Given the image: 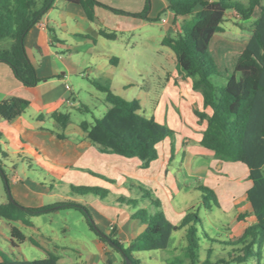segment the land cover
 I'll list each match as a JSON object with an SVG mask.
<instances>
[{
	"label": "trees",
	"instance_id": "16d2710c",
	"mask_svg": "<svg viewBox=\"0 0 264 264\" xmlns=\"http://www.w3.org/2000/svg\"><path fill=\"white\" fill-rule=\"evenodd\" d=\"M55 0H0V41L8 40L9 47L0 48V62L5 63L14 77L26 87L36 85L40 78L27 56L24 37L27 31L52 7ZM78 4L89 20L94 18V8L103 7L116 14L146 18L149 0L141 12L131 13L113 8L98 0H62ZM166 10L172 13L173 21L179 17L175 33H166L161 44L174 54L177 69L193 80L192 88L203 96L204 106L211 108V114L194 110L198 120H205L200 145L213 152L219 161L241 163L247 168L250 187L246 200L250 205L255 222L238 235L229 237L225 258H218L213 264H241L252 259L255 264H264V0H166ZM234 12L241 20L250 19L255 12L250 35L238 55L233 72L221 76L209 56L208 47L216 33L222 32L221 23L226 12ZM107 39H114L115 33L99 32ZM222 78L223 81L219 78ZM97 90L104 94L108 108L92 121L82 120L80 129L85 137L96 145L99 152L112 153L125 158H137L142 168L148 167L158 157L157 145L164 139L171 141L173 153L174 131L153 116H145L138 99H125L114 92L109 84L91 80ZM29 100L10 97L0 101V118L11 122L25 111ZM52 118L65 127L69 122L66 113L54 112ZM103 178V177H102ZM137 196L121 195L116 199L132 210L130 217L139 220L144 227L123 246L116 237V229L108 234L99 230L87 207L75 200L64 199L38 207H24L14 199L0 204V217L9 221L27 222L26 215H37L47 210L62 208L78 209L85 216L90 228L98 238L107 242L123 258L122 264H137L134 253L151 250H165L170 235L184 227V256L189 264L199 262V236L208 238L201 226V219L195 209H190L179 224H172L163 214L161 203L152 190L142 184H128ZM76 196L92 195L104 199L109 189L98 185L69 186ZM200 204L210 209L209 201L217 205L213 190L200 187ZM145 202V206L140 203ZM26 236L16 227L10 228V243L13 247L23 243ZM206 259L201 264H210L211 249L206 250ZM0 264H59L58 257L48 253L42 259H11L0 250ZM263 260V261H261ZM175 260L174 264H177Z\"/></svg>",
	"mask_w": 264,
	"mask_h": 264
},
{
	"label": "crops",
	"instance_id": "0c3cea01",
	"mask_svg": "<svg viewBox=\"0 0 264 264\" xmlns=\"http://www.w3.org/2000/svg\"><path fill=\"white\" fill-rule=\"evenodd\" d=\"M98 1L131 13L141 12L146 3V0ZM166 8V0H149L146 18H141L116 14L96 6L94 18L89 20L80 5L55 0L52 7L41 17L39 22L27 31L24 37L27 56L40 81L32 87H26L14 77L11 69L5 63L0 62V101L13 96L29 100V105L22 115L11 122L18 119V128L23 127L25 125L22 122L23 115L35 105L37 113L32 118V132L38 138L44 136L42 137L44 140L48 136L53 142V155L46 153L43 147H38L40 152H44V155L41 156L43 160L51 161L55 166H61L58 162L68 160L79 164L81 168L94 170L101 177L90 175L92 178L86 179L85 182L89 185H98L109 189V194L104 199L92 195L74 196L68 194L63 200L71 199L84 204L90 211L95 226L102 232L108 230L109 226L113 224L116 229V237L123 246H127L144 227V224L139 220L130 217L131 209L116 202V199L121 195L137 196L136 190L128 186L130 182L142 184L152 190L160 200L164 216L172 224L177 225L186 212L194 208L187 205L177 207L172 203L174 196L180 193L179 182L175 174L169 170L174 157L181 152L182 164L185 169L195 170L194 172L203 171L206 178L215 181H218L225 173L223 172L225 167L231 166L226 161L214 158L213 152L205 149L199 143L206 121L198 120L194 110L207 115H210L212 111L209 106H204L201 93L193 90L192 78L184 76L177 69L173 52L161 44L166 33L173 35L183 19L179 17L174 22L172 13ZM162 18H165V22L161 21ZM158 27L159 30H157ZM101 30L115 33L116 36L114 39L104 38L99 34ZM152 36L158 40L161 46L157 50L158 63L156 62L154 66L158 72L155 75L157 83L155 86L148 84L147 90H140L141 87L138 85L140 94L145 98L144 101H138L144 115V104L151 102L152 113L148 116H153L156 121L165 123L174 131L172 142L174 149L171 153V141L169 138L164 139L157 145L158 157L151 161L148 167L142 168L141 161L135 157L125 158L112 153L99 152L96 145L90 142L80 129L81 121L72 123L70 112L61 111V107L64 105L75 107L78 102L81 83L76 86L78 88L76 90L71 83L74 78H86L90 81L89 83L91 80L103 81L111 88L114 78L118 77L116 71L119 65L123 67L122 65L126 64L132 72H138L134 65V56L138 51L139 54L145 55L146 48L142 44L143 42L135 39L145 40ZM105 39L109 41V44L104 42ZM246 41L247 39H244L238 46L228 42L227 46L232 50L238 47L237 54L239 55ZM102 45H111L113 48L111 46L100 48L99 46ZM137 48H142V51ZM147 52L150 54V50ZM122 69L124 72H128L127 68ZM127 74L131 73L121 74L122 83L119 84L124 92L127 87L133 85V83H129L132 80ZM152 86L156 88L151 91ZM117 93L123 96V93ZM54 112L69 115V122L64 128L52 118ZM47 121L50 128L46 127ZM38 138L36 140L40 141ZM242 169V176L247 177V168L244 166ZM11 181L13 185H17L19 180L16 181L12 178ZM247 189L246 185L242 196L233 197V204L237 212L226 227L228 238L240 235L248 225L255 222L250 205L246 200ZM12 198L19 204L17 199ZM140 205L145 206V202ZM31 206L25 205V207ZM218 208L220 209V207ZM246 212L247 215H245ZM184 233V227L174 231L170 235L169 242L174 234L184 237ZM7 240L10 243L9 237ZM95 242L101 251L102 241L97 238ZM99 258L104 262L102 253ZM58 259L60 262L61 259ZM84 264H93V261H86Z\"/></svg>",
	"mask_w": 264,
	"mask_h": 264
},
{
	"label": "rangeland",
	"instance_id": "374dc122",
	"mask_svg": "<svg viewBox=\"0 0 264 264\" xmlns=\"http://www.w3.org/2000/svg\"><path fill=\"white\" fill-rule=\"evenodd\" d=\"M239 1L246 3L247 0ZM256 16L257 12L250 19L241 20L234 12H226L225 19L221 23L223 31L213 36L208 47L209 56L221 76L226 75L227 71L233 72L238 57L239 48L236 47L232 50L227 46V43L230 42L238 46L244 39H247ZM135 40L143 42L142 44L146 48L145 55L139 54L138 51L134 56V65L138 72H132L126 64L122 65L123 67L119 65L116 71L118 77L114 78L111 88L114 92L123 93L125 99L136 98L144 101L145 98L140 94L138 85L141 87L140 90H147L148 84L155 86L157 83L155 75L158 72L154 66L158 59L157 50L161 46L153 36L145 38V40ZM104 42L109 44L106 39ZM9 44L8 40H2L0 48H7ZM108 46L111 45L99 47L107 48ZM137 49L142 51V48ZM147 50H150V54ZM122 68H127L128 72H124ZM126 73H131L127 76L132 80L129 83H133V85L130 84L132 86L127 87L124 92L119 84L122 83L121 74ZM219 79L223 81L221 77ZM89 82L86 78L81 77L71 80L75 88L81 83L78 102L75 107L62 106L61 111L70 112L72 123L82 120L91 122L93 117H100L108 108L104 94ZM155 88L152 86L150 90ZM143 107H145V116L152 113L151 102H147ZM36 110V106L33 105L26 111L22 117V122L25 125L21 128H18V119L11 123L0 119V204L7 202L10 195L24 207L25 205L38 207L37 205L52 204L63 200L68 194L74 195L69 188L71 184L89 185L85 182L86 179L90 180L91 176L101 177L94 170L81 168L73 161H61L58 162L61 166H55L51 161L43 160L41 156L44 155V152H40L38 147H43L46 153L53 155L54 146L48 136L44 140L42 138L44 136L38 138L32 132V118L36 115ZM46 127L50 128L48 121ZM37 138L41 142L36 140ZM226 162L231 166L224 168L223 172L225 173L218 181L206 178L203 171L194 172L195 170L185 169L182 164L181 152L174 157L169 167V170L175 174L180 189V193L174 196L172 203L177 207L184 205L193 207L198 212L202 230L208 237L199 236L200 264L207 257V249H211L210 264H213L218 258L226 257L229 249L225 244L228 241L226 227L237 212L233 204V197L242 196L246 185L248 188L250 187L247 177L242 176L244 165ZM12 178L16 181L19 180L17 185H13ZM200 187H208L213 190L218 206L209 201L210 209H205L200 204ZM247 214L246 212L245 215ZM25 217L27 222L9 221L0 217V248L11 259H42L46 257V253H53L61 259L59 264H84L86 261H93V264H104V262L105 264H122L123 262L121 254L107 242L102 241V250L100 251V247L95 242L98 238L97 235L78 209L47 210ZM12 226H16L26 236V240L18 244V247L11 246L7 240V237L10 238ZM112 228H114L113 224L103 233L108 234ZM184 244V237L174 234L167 249L142 251L134 253L133 257L137 264H174L175 260H177V264H189L188 259L184 256ZM90 253L91 255H89ZM101 253L104 262L99 258ZM127 263L128 261H126ZM241 264H255V262L249 259Z\"/></svg>",
	"mask_w": 264,
	"mask_h": 264
},
{
	"label": "water",
	"instance_id": "95a60500",
	"mask_svg": "<svg viewBox=\"0 0 264 264\" xmlns=\"http://www.w3.org/2000/svg\"><path fill=\"white\" fill-rule=\"evenodd\" d=\"M9 198H10V200H13V198H12V196L10 195L9 196ZM126 261H128V260H126ZM127 264H129V261H128V263Z\"/></svg>",
	"mask_w": 264,
	"mask_h": 264
},
{
	"label": "built area",
	"instance_id": "2783aa9c",
	"mask_svg": "<svg viewBox=\"0 0 264 264\" xmlns=\"http://www.w3.org/2000/svg\"><path fill=\"white\" fill-rule=\"evenodd\" d=\"M161 21H162V22H165V18H162Z\"/></svg>",
	"mask_w": 264,
	"mask_h": 264
}]
</instances>
